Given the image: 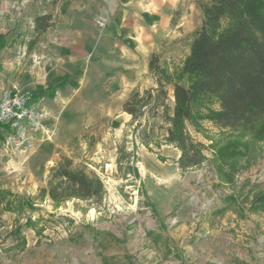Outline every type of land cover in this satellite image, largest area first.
<instances>
[{
	"label": "rangeland",
	"instance_id": "obj_1",
	"mask_svg": "<svg viewBox=\"0 0 264 264\" xmlns=\"http://www.w3.org/2000/svg\"><path fill=\"white\" fill-rule=\"evenodd\" d=\"M17 1L0 0V24L23 11ZM209 1L119 0L110 14L138 13L153 33L152 50L173 70L189 54L203 21L200 4ZM103 67L97 61L88 83L49 115L51 137L43 134L33 154L5 151L0 130V186L32 203L3 213L0 264H264V211L252 207L264 192V140L204 119L190 131L206 160L183 169L177 147L134 143L122 104L154 83L148 69L132 85L112 86L119 77ZM123 148L128 157L120 162ZM61 155L103 179L99 206L56 204L40 194Z\"/></svg>",
	"mask_w": 264,
	"mask_h": 264
},
{
	"label": "trees",
	"instance_id": "obj_2",
	"mask_svg": "<svg viewBox=\"0 0 264 264\" xmlns=\"http://www.w3.org/2000/svg\"><path fill=\"white\" fill-rule=\"evenodd\" d=\"M200 7L203 21L182 64L171 70L153 54L149 70L155 85L132 92L123 104L134 143L177 147L183 169L206 160L204 145L190 131H197L204 119L264 140V0H211ZM52 18V13L36 17L32 44ZM214 102L218 109L211 107ZM123 151L120 162L128 157ZM106 193L99 175L77 168L66 155L50 167L47 185L40 189L56 204L81 199L99 206ZM30 206L28 199L0 186V220L4 212L21 213ZM252 207L264 211V192L255 196Z\"/></svg>",
	"mask_w": 264,
	"mask_h": 264
},
{
	"label": "crops",
	"instance_id": "obj_3",
	"mask_svg": "<svg viewBox=\"0 0 264 264\" xmlns=\"http://www.w3.org/2000/svg\"><path fill=\"white\" fill-rule=\"evenodd\" d=\"M53 2L21 0L23 11L16 12L9 25L0 24V90L29 92L32 101L56 117L62 102L71 99L81 83H88L97 61L119 77L112 86L132 85L146 68L150 72V58L157 54L152 50L154 37L138 13L117 12L112 19L110 9L119 0ZM46 13L53 15L51 26L32 44L37 36L35 19ZM98 20L106 26L100 27ZM52 122L49 117L46 126ZM42 135L37 136V147Z\"/></svg>",
	"mask_w": 264,
	"mask_h": 264
},
{
	"label": "built area",
	"instance_id": "obj_4",
	"mask_svg": "<svg viewBox=\"0 0 264 264\" xmlns=\"http://www.w3.org/2000/svg\"><path fill=\"white\" fill-rule=\"evenodd\" d=\"M105 27L102 20L97 21ZM49 112L32 101L29 92L4 90L0 97V124L4 125L2 147L7 152L29 156L36 151L38 134L51 137L46 122Z\"/></svg>",
	"mask_w": 264,
	"mask_h": 264
}]
</instances>
